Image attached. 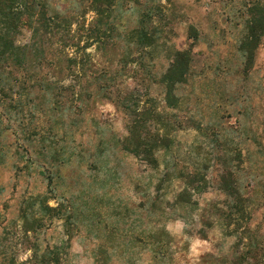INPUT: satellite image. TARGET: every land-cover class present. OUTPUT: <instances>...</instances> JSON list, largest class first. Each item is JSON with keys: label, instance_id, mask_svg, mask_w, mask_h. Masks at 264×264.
<instances>
[{"label": "rangeland", "instance_id": "obj_1", "mask_svg": "<svg viewBox=\"0 0 264 264\" xmlns=\"http://www.w3.org/2000/svg\"><path fill=\"white\" fill-rule=\"evenodd\" d=\"M34 2L68 18L74 70H103L107 88L57 135L53 117L30 120L22 107L23 124H38L49 140L34 148L51 144L47 171L31 163L33 149L8 110L0 264H39L32 254L54 247L58 257L42 264L250 263L238 258L248 236L264 248V0H112L101 14L90 0ZM22 21L19 45L32 41ZM140 26L153 40L143 51ZM56 37L54 27L45 34L49 55ZM92 80L64 83L92 89ZM133 117L169 140L151 148V162L124 149ZM235 197L250 233L225 219Z\"/></svg>", "mask_w": 264, "mask_h": 264}, {"label": "trees", "instance_id": "obj_2", "mask_svg": "<svg viewBox=\"0 0 264 264\" xmlns=\"http://www.w3.org/2000/svg\"><path fill=\"white\" fill-rule=\"evenodd\" d=\"M35 0H0V134L9 128L6 121L9 120L8 110L15 109L14 115L20 124V131L23 132V139L27 143L28 148L33 149L32 156H29L31 163L39 162L41 169L47 171L45 166L50 158L51 144L47 142L46 150H36L37 142L40 140H48L43 137L44 128L36 124L32 130L21 121L25 110L23 106H27V116L42 119L48 116L53 117L54 135L57 131L62 130L65 120L72 125H77L78 121L83 118L85 111H88L90 100L104 93L107 88L103 84L106 80L105 72L93 71L87 73L83 66H79L78 70H74L73 66L80 61L76 57L70 55L69 49L72 45L69 41L70 22L67 17L61 16L60 12L47 13L44 6ZM112 0H90L92 10L101 14L111 4ZM26 15L31 25L32 41L29 44L19 45L15 43V35L23 23L22 16ZM54 20V24H52ZM54 27V35H56L57 46L54 48V54L49 55L47 48H44L45 34L51 33ZM137 44L140 51L145 50L153 43L147 30L140 26L137 30ZM38 37V38H37ZM37 38V39H36ZM36 39V40H35ZM34 45L41 48L39 52H33ZM178 56L183 53H177ZM38 66V67H36ZM53 66V67H52ZM171 70L175 68L173 65ZM177 68V67H176ZM170 70V72H171ZM76 71V73H75ZM169 69L161 76L160 82L164 81ZM179 72L177 68V73ZM75 76L79 80H85L87 77L92 78L94 87L88 88L83 84L64 83L65 80ZM85 76H87L85 78ZM20 115V116H19ZM25 115V114H24ZM16 119H14L16 121ZM22 122V123H21ZM144 129V134H140V129ZM128 134L123 139L124 149L135 154H142L143 159L149 162L153 161L152 147L168 145L169 140L164 134L158 132H150L145 126H142V120L133 117L127 126ZM49 141V140H48ZM51 142V141H50ZM52 143V142H51ZM62 146L59 150L61 157L59 159L65 161L66 148ZM29 152V151H28ZM30 153V152H29ZM35 153V154H34ZM54 152V156H55ZM2 152L0 150V159ZM50 178H48V182ZM51 183V182H50ZM230 208L232 212L225 215V219H229V224L241 225L246 218L244 207L240 206L243 199L235 197ZM46 210H54L56 206L45 204ZM240 234L248 231L247 225L240 226ZM247 248L240 252L238 258L244 261L249 259L251 262L245 264H264V248L258 246L255 238L248 236ZM57 247L46 249V252L40 254H32V259L42 264L45 262L49 254H53L56 259L58 257ZM262 253V254H261ZM35 264V263H34Z\"/></svg>", "mask_w": 264, "mask_h": 264}]
</instances>
